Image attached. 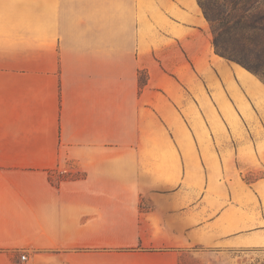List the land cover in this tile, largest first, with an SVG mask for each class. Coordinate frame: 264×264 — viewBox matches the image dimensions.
Here are the masks:
<instances>
[{
	"label": "crops",
	"instance_id": "crops-1",
	"mask_svg": "<svg viewBox=\"0 0 264 264\" xmlns=\"http://www.w3.org/2000/svg\"><path fill=\"white\" fill-rule=\"evenodd\" d=\"M187 250L264 264V82L197 0H0V264Z\"/></svg>",
	"mask_w": 264,
	"mask_h": 264
},
{
	"label": "trees",
	"instance_id": "trees-1",
	"mask_svg": "<svg viewBox=\"0 0 264 264\" xmlns=\"http://www.w3.org/2000/svg\"><path fill=\"white\" fill-rule=\"evenodd\" d=\"M197 2L210 25L215 52L264 80V0ZM258 7L260 13L255 12Z\"/></svg>",
	"mask_w": 264,
	"mask_h": 264
},
{
	"label": "rangeland",
	"instance_id": "rangeland-1",
	"mask_svg": "<svg viewBox=\"0 0 264 264\" xmlns=\"http://www.w3.org/2000/svg\"><path fill=\"white\" fill-rule=\"evenodd\" d=\"M258 5L260 6V4H258ZM260 8L264 10V6H260ZM260 8L258 7L255 10V12L260 13L261 12ZM209 27H210V25H209ZM210 32H211V29H210ZM211 36H212V34H211ZM230 61H233V60H230ZM233 62L237 63L236 61H233ZM237 64H239V63H237ZM262 71L264 72V67L262 68ZM249 72H251V71H249ZM251 73L254 74L253 72H251ZM254 75L257 76L261 81L264 82V80L261 77H259L256 74H254ZM144 79H145V74L141 73L139 75V81H143ZM252 177H253L252 174H249V173L245 174V178L246 179H251ZM216 255L212 254V253H210V254H206V253L205 254H201V253H197L195 250L194 251L187 250V251L181 252L179 258L181 260L180 264H217L219 259H218V257ZM245 260H247V259H245Z\"/></svg>",
	"mask_w": 264,
	"mask_h": 264
},
{
	"label": "built area",
	"instance_id": "built-area-1",
	"mask_svg": "<svg viewBox=\"0 0 264 264\" xmlns=\"http://www.w3.org/2000/svg\"><path fill=\"white\" fill-rule=\"evenodd\" d=\"M19 264H28L26 252H21L19 255Z\"/></svg>",
	"mask_w": 264,
	"mask_h": 264
}]
</instances>
